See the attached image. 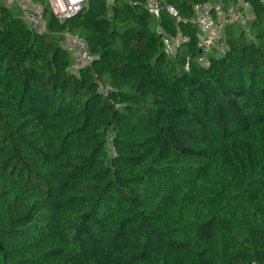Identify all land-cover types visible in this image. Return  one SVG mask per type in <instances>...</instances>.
Masks as SVG:
<instances>
[{
    "label": "trees",
    "instance_id": "1",
    "mask_svg": "<svg viewBox=\"0 0 264 264\" xmlns=\"http://www.w3.org/2000/svg\"><path fill=\"white\" fill-rule=\"evenodd\" d=\"M144 1L46 5L35 31L1 0L0 264H264V5L254 40L230 26L202 65L209 0ZM72 32L94 55L79 75Z\"/></svg>",
    "mask_w": 264,
    "mask_h": 264
},
{
    "label": "built area",
    "instance_id": "2",
    "mask_svg": "<svg viewBox=\"0 0 264 264\" xmlns=\"http://www.w3.org/2000/svg\"><path fill=\"white\" fill-rule=\"evenodd\" d=\"M15 4L22 12L24 21L30 29L35 31L45 30L44 17L47 13L46 5L61 22L71 19L80 13L89 0H6ZM264 5V0H258ZM228 0H209L208 2L196 3L193 7V14L190 21L197 27V47L199 54L197 60L202 65H208L211 55L223 56L229 48L227 40V29L230 26H238L239 31L246 40H254L255 31L253 20L255 14L244 9L247 0H233L228 5ZM250 5V4H249ZM143 7L148 9L156 17L160 15L163 8H167L173 15H178L176 8L165 5V0H145ZM64 45L74 58L71 72L79 75L82 66L90 65L94 55L89 50L86 40L77 33L66 34ZM186 37L181 34L175 37L165 34L163 36L164 49L169 55H175L184 45ZM191 58H187L185 69L190 68ZM110 85L102 88L104 93L108 92Z\"/></svg>",
    "mask_w": 264,
    "mask_h": 264
},
{
    "label": "crops",
    "instance_id": "3",
    "mask_svg": "<svg viewBox=\"0 0 264 264\" xmlns=\"http://www.w3.org/2000/svg\"><path fill=\"white\" fill-rule=\"evenodd\" d=\"M5 1V3L9 6V7H13L12 6V4H10V3H8L6 0H4ZM113 0H109V2H112ZM228 5H232L233 4V0H228ZM244 9L247 11V12H249V13H253V12H255L254 11V9L251 7V5H249V4H244ZM18 10V9H17ZM232 29H233V32L235 33V27L233 26V27H231ZM240 31H238V33H239ZM77 56H75V58H76Z\"/></svg>",
    "mask_w": 264,
    "mask_h": 264
},
{
    "label": "rangeland",
    "instance_id": "4",
    "mask_svg": "<svg viewBox=\"0 0 264 264\" xmlns=\"http://www.w3.org/2000/svg\"><path fill=\"white\" fill-rule=\"evenodd\" d=\"M0 2H1V0H0ZM12 6H13V10L15 9V10H17L18 8H17V6L15 5V4H12ZM50 13L48 12V13H46L45 14V17H44V23H46L47 22V20L50 18ZM235 27V33H238V31H239V28H238V26H234Z\"/></svg>",
    "mask_w": 264,
    "mask_h": 264
}]
</instances>
